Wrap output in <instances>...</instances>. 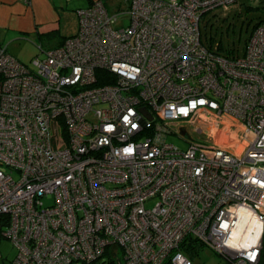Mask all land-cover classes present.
I'll list each match as a JSON object with an SVG mask.
<instances>
[{"label": "built area", "instance_id": "1", "mask_svg": "<svg viewBox=\"0 0 264 264\" xmlns=\"http://www.w3.org/2000/svg\"><path fill=\"white\" fill-rule=\"evenodd\" d=\"M239 3L264 11V0H130L113 14L96 1L31 68L0 45V236L13 264L107 251L191 264L192 241L264 264V18L240 55L201 39L204 16ZM223 118L241 126L239 143L217 142Z\"/></svg>", "mask_w": 264, "mask_h": 264}, {"label": "rangeland", "instance_id": "2", "mask_svg": "<svg viewBox=\"0 0 264 264\" xmlns=\"http://www.w3.org/2000/svg\"><path fill=\"white\" fill-rule=\"evenodd\" d=\"M213 13L217 14L218 21L214 20L209 22V24H206L205 21L201 23V34L203 41L205 42L206 39L209 42L211 41L213 43L214 49H216L217 46L221 44L223 49H234L240 52L244 51L245 40L249 36L254 23L264 18V11L261 9L246 12L245 8L238 9L237 7H228L217 10ZM16 41L17 42L12 44V49L9 48V50H6L8 54H11V56H13L20 63L31 68L32 62L35 58H42V54H40L38 49L39 43L34 42V40L32 42L30 37L24 36L18 38ZM42 49L48 50L51 48ZM196 126L205 131V133H207L205 134L208 137L207 139H209L210 142H213L212 139L215 133L213 126L208 128V126H206L204 123H196ZM219 133L220 135L217 137L218 143L223 144L224 142H228L237 144L239 143V138L241 135V126L228 118H223L219 125ZM190 135L195 139H200L199 141L202 143L205 140L201 134H197L193 130H190ZM166 141L183 151L188 147L186 142L180 140L175 135L167 136ZM43 202L48 204L50 200L45 198ZM154 203L155 202H148L146 207L151 208L154 206ZM183 250L185 249L183 248ZM16 254L17 250L15 246L0 236V264H13ZM183 254L189 257L191 264H231L207 246H197L196 249L193 250L192 254L186 251H183ZM73 264L81 263L78 262ZM97 264H100V262Z\"/></svg>", "mask_w": 264, "mask_h": 264}, {"label": "crops", "instance_id": "3", "mask_svg": "<svg viewBox=\"0 0 264 264\" xmlns=\"http://www.w3.org/2000/svg\"><path fill=\"white\" fill-rule=\"evenodd\" d=\"M96 1H103L109 13L120 14L130 0H0V45L9 50L18 38L28 36L38 48L57 47L77 33V11Z\"/></svg>", "mask_w": 264, "mask_h": 264}, {"label": "trees", "instance_id": "4", "mask_svg": "<svg viewBox=\"0 0 264 264\" xmlns=\"http://www.w3.org/2000/svg\"><path fill=\"white\" fill-rule=\"evenodd\" d=\"M232 7H237L238 9L245 8V9H246V12H247V11L254 10L253 8H251V7H249V6L245 5V4H242V3L236 4V5L232 6ZM214 20L218 21L217 14H216V13H215V14H214V13H210V14L204 16L202 23L205 21L206 24H209V22L214 21ZM261 21H262V19H260V20L257 21L256 23H254V25H253V27H252V30H251L250 34L252 33V31L255 29V27H257V25H258ZM205 23H204V24H205ZM248 25H249V23H248ZM205 28H206V26H205ZM250 34H249V35H250ZM50 36H51V35H50ZM248 37H249V36H248ZM248 37H247V39H248ZM201 39H202V34H201ZM247 39L245 40V44H246ZM202 43H203L207 48H209V49H213V48H214V47H213V43H212L211 41L209 42L207 39H206L205 42H204L203 39H202ZM216 52H217V53H220V54H223V55H225V56L230 55L231 57H232V56H237V55H240V54L243 53V52H240V51H238V50H234V49H232V50H230V49H228V50L223 49V48L221 47V44H219V45L217 46V48H216ZM104 83H105V81L98 80L97 85H103ZM185 245H186V246H185ZM185 245H184L185 247L183 246L184 249H185L187 252H190L191 254L193 253V250H195L197 246H201V244L197 243L196 241L189 242V243H187V244H185ZM110 253H111V252L107 251V252L103 255V257H102L101 259H99L98 261H95V262H93V263H91V264H97V263H99V262H100V264H124V263L122 262V260H121L120 257H117L118 259H113V258H112V255H111Z\"/></svg>", "mask_w": 264, "mask_h": 264}, {"label": "water", "instance_id": "5", "mask_svg": "<svg viewBox=\"0 0 264 264\" xmlns=\"http://www.w3.org/2000/svg\"><path fill=\"white\" fill-rule=\"evenodd\" d=\"M140 111L147 116L145 109L142 108V109H140Z\"/></svg>", "mask_w": 264, "mask_h": 264}]
</instances>
